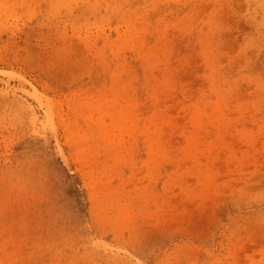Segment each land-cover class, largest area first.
<instances>
[{
	"label": "rangeland",
	"instance_id": "obj_1",
	"mask_svg": "<svg viewBox=\"0 0 264 264\" xmlns=\"http://www.w3.org/2000/svg\"><path fill=\"white\" fill-rule=\"evenodd\" d=\"M0 264H264V0H0Z\"/></svg>",
	"mask_w": 264,
	"mask_h": 264
}]
</instances>
